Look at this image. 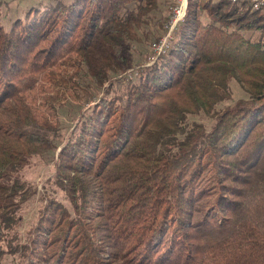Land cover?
<instances>
[{
  "label": "trees",
  "instance_id": "obj_1",
  "mask_svg": "<svg viewBox=\"0 0 264 264\" xmlns=\"http://www.w3.org/2000/svg\"><path fill=\"white\" fill-rule=\"evenodd\" d=\"M159 2L59 0L7 28L0 0V264H264V9L188 0L166 49L126 75ZM41 76L102 88L67 139L28 102ZM233 79L249 98L213 112ZM51 152L69 206L45 195L17 233L20 173Z\"/></svg>",
  "mask_w": 264,
  "mask_h": 264
},
{
  "label": "rangeland",
  "instance_id": "obj_2",
  "mask_svg": "<svg viewBox=\"0 0 264 264\" xmlns=\"http://www.w3.org/2000/svg\"><path fill=\"white\" fill-rule=\"evenodd\" d=\"M5 7L3 8L4 24L7 28L10 27L12 21L17 17L23 16V14L33 5L38 4H49L56 3L59 0H4ZM65 2H71L72 0H62ZM158 8L151 13L154 18H161L162 20L152 19L147 26L139 32L140 41H133L131 46L126 50L131 59V68L128 70L126 75H133L134 66L154 60L156 53L152 49V44L157 41L158 38L162 40L164 36H167L170 32V28H173L171 37L174 35L178 25L183 21V17L186 14L188 8V0L186 4L185 14L183 16V10L179 12L180 1L178 0H159ZM228 1V0H227ZM182 15V17H180ZM177 18H181L176 22ZM236 18V15L230 19V22ZM206 21V19H203ZM147 33V35H146ZM260 33H248L252 36L253 40H259ZM159 40V39H158ZM125 78V77H123ZM126 80V79H125ZM123 80V81H125ZM80 82H83L81 79ZM86 85V84H85ZM83 85V86H85ZM88 92H91L93 96H97L101 89L94 90V85L85 86ZM120 90L123 89V84L118 83ZM232 98L229 101H223L219 103L213 112H218L221 109L236 103L240 99H248L249 96L246 93L242 85L233 79L231 84ZM77 90L71 84V82L60 86L58 82H54L52 78L41 76L39 82L35 87L27 89L25 94L28 102L33 107L36 115L45 119L57 120L62 126V134L67 139L71 133L74 125V117L79 113V110L87 107V96L85 92ZM92 100V99H90ZM94 100V99H93ZM213 112L206 114L200 113L198 115L189 116L187 120L188 125L191 127L193 122L203 123L210 128L215 121ZM52 152L42 155L35 156L32 158L28 166L22 169L20 178L22 181L30 185L27 201L22 205L18 211L19 224L15 228L17 233L24 234L25 231L33 224L38 221L39 212L42 207V200L46 196L59 197L66 205L69 206L68 199L62 191H58L54 185V167L52 164ZM4 264H17L16 258L13 256H7ZM120 264V263H119Z\"/></svg>",
  "mask_w": 264,
  "mask_h": 264
},
{
  "label": "built area",
  "instance_id": "obj_3",
  "mask_svg": "<svg viewBox=\"0 0 264 264\" xmlns=\"http://www.w3.org/2000/svg\"><path fill=\"white\" fill-rule=\"evenodd\" d=\"M178 1H180V7L178 8L179 12L177 13V15L179 16L180 11L183 10V16H184L187 0H178ZM228 1L231 3H248L253 10L264 9V0H228ZM180 17H182V15H180ZM180 19L181 18H177L176 22L179 21ZM172 29L173 28H170V32L168 33L167 36H164L162 40L152 45V49L156 54L163 52L166 49V47L170 44L171 32L173 31Z\"/></svg>",
  "mask_w": 264,
  "mask_h": 264
}]
</instances>
